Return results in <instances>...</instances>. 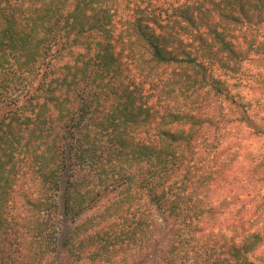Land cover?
<instances>
[{"label":"trees","instance_id":"obj_1","mask_svg":"<svg viewBox=\"0 0 264 264\" xmlns=\"http://www.w3.org/2000/svg\"><path fill=\"white\" fill-rule=\"evenodd\" d=\"M251 61L264 0H0V264H264L212 194Z\"/></svg>","mask_w":264,"mask_h":264},{"label":"rangeland","instance_id":"obj_2","mask_svg":"<svg viewBox=\"0 0 264 264\" xmlns=\"http://www.w3.org/2000/svg\"><path fill=\"white\" fill-rule=\"evenodd\" d=\"M263 78L264 61H251L243 64L242 77L236 80L237 83L235 79L231 80V83L235 84L232 92L239 95L240 101L250 103V109L247 111L250 116L257 112V119L253 116V121L256 122L254 127L243 122H232L227 127L223 140L222 145L230 147V151L237 155L229 166L227 180L220 181L212 189L214 199L228 207L221 216V223L225 225L233 223L241 213L249 215L264 211V206L261 205L264 199V120L259 119L264 114V92L261 88ZM240 115L239 111L233 114L234 117ZM241 206H244L246 211L242 210ZM157 223L158 239L165 245L171 225L158 217ZM62 225L60 237H63L71 225L70 219L65 218ZM63 258V254H59L57 262L61 263ZM129 264H143V259L135 256Z\"/></svg>","mask_w":264,"mask_h":264}]
</instances>
